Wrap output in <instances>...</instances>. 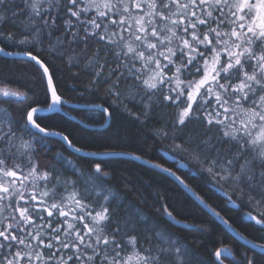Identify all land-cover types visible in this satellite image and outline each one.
Returning a JSON list of instances; mask_svg holds the SVG:
<instances>
[{"label": "snow or ice", "instance_id": "1", "mask_svg": "<svg viewBox=\"0 0 264 264\" xmlns=\"http://www.w3.org/2000/svg\"><path fill=\"white\" fill-rule=\"evenodd\" d=\"M0 45V57L22 60L46 82V111L65 103L51 72L50 61L60 60L86 78L79 95L94 98L90 114L132 116V105L142 126L158 119L173 150L230 189L228 202L246 207L264 233V0H0ZM0 98L28 99L8 87H0ZM41 110L30 104L17 119L0 109L7 114L0 119V264H204L175 238L180 221L166 198L145 212L111 191L105 160L78 168L57 153L41 167L38 154L49 151L43 141L51 137L84 155L69 135L41 122ZM145 163L231 230L180 175ZM236 235L249 247L221 241L206 250L208 264H264V236Z\"/></svg>", "mask_w": 264, "mask_h": 264}, {"label": "trees", "instance_id": "2", "mask_svg": "<svg viewBox=\"0 0 264 264\" xmlns=\"http://www.w3.org/2000/svg\"><path fill=\"white\" fill-rule=\"evenodd\" d=\"M9 50L16 52L18 49L10 48ZM50 63L52 64L51 72L54 73V84L59 86L65 103L60 113L39 115L43 118L41 122L50 126L51 130L62 131L69 135L77 146L83 149L84 155L73 153L60 140L51 137L43 141L49 151H40L38 154L41 167L55 163L57 153L65 157V162L71 161L78 168L85 167V161L105 160L108 170L114 173L111 191H116L118 195L126 193L128 200L145 212L153 205L163 203L166 198L167 203L176 210L180 221L171 229L175 233V238L197 252L204 264H208L206 250L212 248L213 245L218 246L221 241L229 246L247 248L249 245H245L244 241L232 234L220 220L208 213L193 198L192 193L184 189L172 176L161 169L151 167L150 163H145V161L159 163L161 168H170L180 175L193 191L201 194L221 212L234 232L241 235L246 234L252 242H259L264 236V233L258 230V226L247 219L246 207L234 206V203H239V201L228 202L226 191L230 192V189L222 190L220 185L201 170L198 162L191 155L178 154L173 150L172 134L169 133L167 139L162 137L159 132L160 121L158 119L153 118L147 126H142L139 121L135 120L138 108L130 105L132 116L116 111L109 118V124L99 129L106 119L102 113L90 114L88 111L75 110L67 106H87L93 101L94 98L91 96L81 97L79 95L80 90L87 83L86 78L74 75L76 70L70 69L60 60L50 61ZM0 87H8L12 91L27 95L28 104L18 109L11 103H4L5 109L10 110L12 116L17 119L19 118L17 113L30 104L35 107H47L45 103L47 100L46 83L42 84L39 74H36L34 68L29 67L22 60L0 57ZM101 99L102 94L101 98L95 99V103H101ZM80 122L96 128H86ZM175 143H180V140L177 139ZM109 151L115 152L116 155L110 157L87 155L91 152ZM129 153L140 155L142 158L140 160L131 159ZM180 163L184 165V168L179 166ZM57 167L61 165L57 164ZM67 175L73 180L76 179V173L73 172L71 166L67 167ZM203 225L207 226V232L201 230Z\"/></svg>", "mask_w": 264, "mask_h": 264}, {"label": "water", "instance_id": "3", "mask_svg": "<svg viewBox=\"0 0 264 264\" xmlns=\"http://www.w3.org/2000/svg\"><path fill=\"white\" fill-rule=\"evenodd\" d=\"M9 59H16L15 57H9ZM46 83V82H45ZM46 87H47V85H46ZM68 107H70L71 109H75V110H84V111H88V108H87V106H84V105H67ZM38 108H40V109H42L39 113H37L38 115H50V114H55V113H60L61 111H59V112H49V111H46L45 109H46V107L45 108H43V107H38ZM100 113H102V112H100ZM103 114V113H102ZM81 123V122H80ZM109 124V118H106V122H105V124L103 125V126H101V127H99V129H102V128H105L107 125ZM81 125H83V126H85L86 128H89V129H94V128H96V127H91V126H89V125H86V124H84V123H81ZM53 138H56V139H58L59 140V138H57V137H53ZM63 144H64V142L62 141V140H60ZM66 147H67V145L66 144H64ZM69 149V148H68ZM70 151H72V149H69ZM73 152V151H72ZM74 153V152H73ZM77 154V153H76ZM179 166L181 167V168H184V165H182L181 163L179 164ZM247 218V217H246ZM248 219V218H247ZM254 222V221H253ZM228 230H229V228L228 227H226ZM232 234H234L235 236H237L238 238H239V236L238 235H236L237 233L236 232H234V230L231 228V230H229ZM243 241V240H242Z\"/></svg>", "mask_w": 264, "mask_h": 264}, {"label": "rangeland", "instance_id": "4", "mask_svg": "<svg viewBox=\"0 0 264 264\" xmlns=\"http://www.w3.org/2000/svg\"><path fill=\"white\" fill-rule=\"evenodd\" d=\"M4 103H5L4 98H0V109H5ZM11 104L13 107H16V109H18V108L28 104V100L24 101L23 103L11 102ZM5 118H7V114L5 112H0V119H5Z\"/></svg>", "mask_w": 264, "mask_h": 264}, {"label": "bare ground", "instance_id": "5", "mask_svg": "<svg viewBox=\"0 0 264 264\" xmlns=\"http://www.w3.org/2000/svg\"><path fill=\"white\" fill-rule=\"evenodd\" d=\"M19 90H20V89H19ZM91 117H92V116H91ZM105 118H106V117H105ZM105 122H106V119H105ZM83 123H84V122H83ZM104 124H105V123H104ZM104 124H103V125H104ZM87 125H89V124H87ZM103 125H102V126H103ZM95 126H97V125H95ZM94 129H95V128H94ZM162 150H163V149H162ZM64 158H65V157H64ZM170 159H172V158H170ZM112 188H113V187H112ZM110 190H111V189H110Z\"/></svg>", "mask_w": 264, "mask_h": 264}]
</instances>
